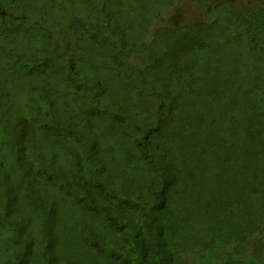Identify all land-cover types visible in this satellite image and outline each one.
<instances>
[{"label": "trees", "instance_id": "16d2710c", "mask_svg": "<svg viewBox=\"0 0 264 264\" xmlns=\"http://www.w3.org/2000/svg\"><path fill=\"white\" fill-rule=\"evenodd\" d=\"M0 264H264V0H0Z\"/></svg>", "mask_w": 264, "mask_h": 264}, {"label": "rangeland", "instance_id": "374dc122", "mask_svg": "<svg viewBox=\"0 0 264 264\" xmlns=\"http://www.w3.org/2000/svg\"><path fill=\"white\" fill-rule=\"evenodd\" d=\"M183 12V13H182ZM181 13L183 14L181 16L182 21H197L200 19V11L196 7L192 5H186Z\"/></svg>", "mask_w": 264, "mask_h": 264}]
</instances>
